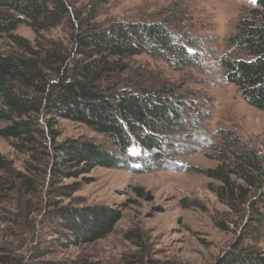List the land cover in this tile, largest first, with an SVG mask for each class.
I'll list each match as a JSON object with an SVG mask.
<instances>
[{
  "label": "trees",
  "instance_id": "trees-1",
  "mask_svg": "<svg viewBox=\"0 0 264 264\" xmlns=\"http://www.w3.org/2000/svg\"><path fill=\"white\" fill-rule=\"evenodd\" d=\"M246 11L236 21L218 63L243 99L264 110V0H255ZM96 13L94 7H76L71 0H0V36L12 44L0 50V119L6 122L0 136L33 150L37 170L49 173L50 180L79 176L96 166H162L176 150L188 149L176 148L175 139H184V132L199 134L200 119L207 113L196 110L194 99L188 101L186 94L166 85L118 87L117 76L128 68L127 59L140 53L180 67H205L204 57L189 52L181 35L163 22L111 19L99 24ZM20 25L30 28L33 40L15 33ZM60 26L68 30L66 39L46 34ZM58 118L103 134L109 148L82 136L56 141ZM217 136L220 141L209 148L217 152L218 163L205 174L218 182L212 189L218 201L237 218H246L238 240L217 264H264V251L242 247L243 238L264 224L263 159L233 131L219 129ZM133 146L139 149L136 156L130 151ZM0 172L6 176L8 193L32 187L33 182L1 153ZM76 188L71 185L72 191ZM120 216L105 205L57 210L62 230L74 243L105 237ZM0 264L20 260L0 245ZM62 264L100 263L77 258Z\"/></svg>",
  "mask_w": 264,
  "mask_h": 264
},
{
  "label": "rangeland",
  "instance_id": "rangeland-1",
  "mask_svg": "<svg viewBox=\"0 0 264 264\" xmlns=\"http://www.w3.org/2000/svg\"><path fill=\"white\" fill-rule=\"evenodd\" d=\"M71 2L85 9L94 7L99 24L111 19L163 22L181 35L189 52L204 57L205 67H180L140 53L127 59L128 68L117 76V84L150 88L166 85L186 94L188 101L194 99L196 110L207 113L200 119L199 134L184 132V139H175L176 148L188 149H175L176 154L162 166L142 169L135 163L132 166L136 169L130 170L96 166L79 176L53 180L49 173L43 175L37 170L33 150L15 146L14 139L0 136V153L33 182L30 189L18 187L8 193L6 176L0 172V245L20 264H62L77 258L100 264H217L219 256L238 240L246 218L234 216L214 194L212 189L218 182L208 178L205 171L218 160L209 144L220 141L219 129L231 130L240 142L258 151L264 164V110L243 99L226 81L218 63L236 21L255 0ZM67 31L60 26L46 34L66 39ZM15 33L34 38L25 25L18 26ZM11 47L7 38L0 36V50ZM5 124L0 119V127ZM54 129L56 141L82 136L108 147L106 136L81 123L58 118ZM46 141L50 143L52 138ZM138 150L130 148L134 156ZM71 185L77 188L72 191ZM94 205L118 210L120 219L105 237L74 243V238L62 230L57 210ZM255 227L257 232L244 237L242 247L264 251V224Z\"/></svg>",
  "mask_w": 264,
  "mask_h": 264
}]
</instances>
